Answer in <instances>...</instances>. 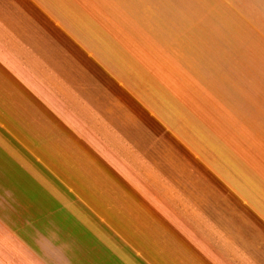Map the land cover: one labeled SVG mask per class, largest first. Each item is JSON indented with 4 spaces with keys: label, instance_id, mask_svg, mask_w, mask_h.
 <instances>
[{
    "label": "crops",
    "instance_id": "0c3cea01",
    "mask_svg": "<svg viewBox=\"0 0 264 264\" xmlns=\"http://www.w3.org/2000/svg\"><path fill=\"white\" fill-rule=\"evenodd\" d=\"M200 1L264 30V0H0V264H264L258 184L171 83Z\"/></svg>",
    "mask_w": 264,
    "mask_h": 264
},
{
    "label": "rangeland",
    "instance_id": "374dc122",
    "mask_svg": "<svg viewBox=\"0 0 264 264\" xmlns=\"http://www.w3.org/2000/svg\"><path fill=\"white\" fill-rule=\"evenodd\" d=\"M201 6L196 3L192 13L179 19L189 22V35L184 26L178 29L194 39V52L181 53L176 45L172 49L178 60L171 83L189 108L185 133L193 134L196 152L206 164L211 159L212 169L234 167L239 173L233 172V179L253 181L264 196V30L218 28L213 21L219 14H205ZM232 15L220 18L228 21ZM187 36L183 34L185 41ZM196 159L195 178L201 179L198 168L204 161Z\"/></svg>",
    "mask_w": 264,
    "mask_h": 264
}]
</instances>
